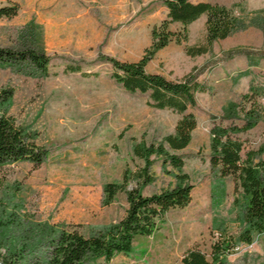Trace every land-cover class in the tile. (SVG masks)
Masks as SVG:
<instances>
[{
    "label": "rangeland",
    "instance_id": "obj_1",
    "mask_svg": "<svg viewBox=\"0 0 264 264\" xmlns=\"http://www.w3.org/2000/svg\"><path fill=\"white\" fill-rule=\"evenodd\" d=\"M164 1L0 0V8L19 7L16 17H0V47L32 48L52 58L49 77L0 69V90L14 93L1 113L34 133L49 153L40 167H0V260L11 256L8 248L36 245V237L47 238L52 228L75 226L88 234L117 224L129 209L128 190L161 193L179 185L178 175H187L194 187L190 205L171 210L153 236L137 238L131 255L96 264H182L194 248L211 260L220 234L238 241L245 230L247 196L233 178L212 168L211 132L215 126L245 127L254 116L253 127L236 138L244 154L264 159V0H193L231 9L238 29L215 42L210 53L191 57L187 49L206 42V18L200 17L187 27V41L173 40L152 58L148 72L172 81L193 73L207 90L197 94L198 106L191 110L198 125L189 147L170 150L184 159V168L165 167L153 157V183L133 180L124 186L126 171L145 167L134 148L164 144L182 115L154 108L148 94L127 92L103 58L140 61L152 47L154 29L167 18ZM169 30L181 33L184 27L174 23ZM67 64L91 75L68 73ZM110 183L123 188L106 205ZM227 264H264V235L252 246L238 244Z\"/></svg>",
    "mask_w": 264,
    "mask_h": 264
},
{
    "label": "trees",
    "instance_id": "obj_2",
    "mask_svg": "<svg viewBox=\"0 0 264 264\" xmlns=\"http://www.w3.org/2000/svg\"><path fill=\"white\" fill-rule=\"evenodd\" d=\"M167 18L159 29L153 31L152 47L138 62H122L105 57L112 67L113 79L129 93L148 94L152 106L158 110H173L182 115L174 135L165 139L159 146H136L134 154L145 162V167L136 172L126 171L124 186L130 181L153 183L149 171L155 164L153 157L163 159L165 167L182 170L184 159L173 152L187 149L192 133L198 122L191 110L196 109L197 94L207 88L193 74L180 81L168 80L160 74L147 70L152 58L166 48L173 40L181 43L188 40L187 27L206 15V42L202 46L187 49L191 57L203 56L211 52L215 42L227 40L238 29V18L224 5L206 1L165 0ZM19 7L14 4L0 8V17L13 18ZM179 23L184 27L181 33L169 30V26ZM264 61V51L262 52ZM52 58L36 49L14 50L0 47V69L10 68L20 71L32 70L44 77L51 74ZM68 73H82L79 65L67 64ZM86 76L91 74L82 73ZM14 96L11 90H0V110L10 104ZM255 117H250L247 126H215L212 129L211 166L218 170L222 178H233L247 196L244 209L245 230L238 241L226 234L212 246L211 260L198 248L189 250L182 264H227L238 244L252 246L257 236L264 235V159L258 160L252 152L244 154V143L237 135L253 127ZM37 136L18 127L13 118L0 111V167L30 163L42 166L48 151L40 146ZM168 146V148L166 147ZM179 185L170 190L153 195H144L139 189L127 191L129 209L126 217L114 225H102L84 234L80 227L69 226L59 231L49 230L47 238L36 237V245L23 244L20 248H8L10 257L0 260V264H96L100 259L111 263L118 255H131L137 238L153 236L164 223L166 215L174 209H184L192 201L193 185L187 175H178ZM123 186L110 183L105 186V204H112Z\"/></svg>",
    "mask_w": 264,
    "mask_h": 264
},
{
    "label": "crops",
    "instance_id": "obj_3",
    "mask_svg": "<svg viewBox=\"0 0 264 264\" xmlns=\"http://www.w3.org/2000/svg\"><path fill=\"white\" fill-rule=\"evenodd\" d=\"M206 2H208V1H206ZM201 18H206V20H207V16L206 15L201 16Z\"/></svg>",
    "mask_w": 264,
    "mask_h": 264
}]
</instances>
